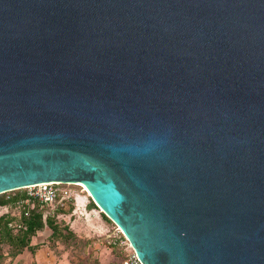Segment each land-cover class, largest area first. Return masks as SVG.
<instances>
[{
	"label": "water",
	"instance_id": "95a60500",
	"mask_svg": "<svg viewBox=\"0 0 264 264\" xmlns=\"http://www.w3.org/2000/svg\"><path fill=\"white\" fill-rule=\"evenodd\" d=\"M51 182L142 264H264V0H0V195Z\"/></svg>",
	"mask_w": 264,
	"mask_h": 264
},
{
	"label": "rangeland",
	"instance_id": "374dc122",
	"mask_svg": "<svg viewBox=\"0 0 264 264\" xmlns=\"http://www.w3.org/2000/svg\"><path fill=\"white\" fill-rule=\"evenodd\" d=\"M72 194V200L60 205L62 215L56 222L76 237L67 244L52 240L50 230L46 227L30 239L28 249L19 254L7 244L0 245V264H123L130 254V249L120 245L125 237L118 232V227L108 221L101 209L94 203L88 192L79 185H66ZM21 189L4 194L1 198L12 197L17 192L28 193ZM93 205V207L90 206ZM35 201H29L28 207H36ZM56 205L40 208L44 213H58ZM21 206H10L0 209V215L19 220ZM60 212V211H59ZM59 214V213H58ZM126 239V238H125ZM115 244V248H112Z\"/></svg>",
	"mask_w": 264,
	"mask_h": 264
},
{
	"label": "trees",
	"instance_id": "16d2710c",
	"mask_svg": "<svg viewBox=\"0 0 264 264\" xmlns=\"http://www.w3.org/2000/svg\"><path fill=\"white\" fill-rule=\"evenodd\" d=\"M4 194L0 195V208L16 206L18 202L22 201L26 202V204L20 205L21 212L19 214V220L7 216L6 214L0 215V245L7 244L19 254L24 249L29 248L30 239L34 237L37 232L42 231L44 227L50 230V237L52 240L60 241L64 244H67L70 240L76 241V237L73 236L71 232L65 228H61L56 222V219H59V216L63 214L60 204H55V210L58 211L59 214L50 215L44 213L42 209L37 208L51 207L49 205L40 204L38 201L32 200L37 203L36 207H28V202L31 200H29L27 193L17 192L12 197H7L6 199L1 198ZM90 206L93 207L92 204H90ZM25 213H27V215H25ZM103 217L107 219L105 216ZM8 223H11L13 227L9 228ZM111 247L115 248V244Z\"/></svg>",
	"mask_w": 264,
	"mask_h": 264
},
{
	"label": "built area",
	"instance_id": "2783aa9c",
	"mask_svg": "<svg viewBox=\"0 0 264 264\" xmlns=\"http://www.w3.org/2000/svg\"><path fill=\"white\" fill-rule=\"evenodd\" d=\"M65 184L57 183H41L35 186H30L27 189L30 191L27 193L29 200L38 201L40 204L53 206L55 204L62 205L63 202L71 201L72 194L69 189L64 187ZM26 204V202H18L17 205ZM3 209V208H0ZM27 215V213H25ZM8 227L12 228L13 225L8 223ZM119 232V230H118ZM120 233V232H119ZM120 245H124L125 248L130 249V254L123 260V264H142L136 256L134 250L129 245L127 239L119 241Z\"/></svg>",
	"mask_w": 264,
	"mask_h": 264
},
{
	"label": "bare ground",
	"instance_id": "6f19581e",
	"mask_svg": "<svg viewBox=\"0 0 264 264\" xmlns=\"http://www.w3.org/2000/svg\"><path fill=\"white\" fill-rule=\"evenodd\" d=\"M51 183H57V184H60L59 182H51ZM66 185H76V184H70V183H66ZM77 185H79L80 187H82V188H84V190L86 191V192H88L87 190H86V188L82 185V184H77ZM88 194H89V192H88ZM90 196V195H89ZM102 211V210H101ZM119 229V232H121L122 233V231L120 230V228H118ZM123 234V233H122Z\"/></svg>",
	"mask_w": 264,
	"mask_h": 264
}]
</instances>
